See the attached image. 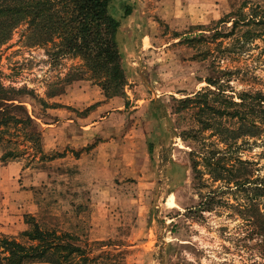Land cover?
Segmentation results:
<instances>
[{"label": "rangeland", "instance_id": "374dc122", "mask_svg": "<svg viewBox=\"0 0 264 264\" xmlns=\"http://www.w3.org/2000/svg\"><path fill=\"white\" fill-rule=\"evenodd\" d=\"M243 1L264 7V0H136L124 25L130 35L118 39L125 94L113 98L88 78L69 82L83 62L61 55L58 40L36 41L28 23L15 29L0 49V85L34 92L17 98L42 128L46 157L24 137L16 159L2 162L0 147V234L25 242L33 216L43 229L70 233L94 264H264V194L256 196L264 189V133L234 141L202 130L199 109L181 104L208 88L236 101L244 91L264 94V39L242 53L230 38L213 39L230 32L231 24L217 23ZM56 90L65 92L51 97ZM74 91L93 103L68 106ZM40 99L64 107L45 109ZM69 116L78 120L69 124ZM212 117L234 127L227 116ZM8 163L22 166L11 202Z\"/></svg>", "mask_w": 264, "mask_h": 264}, {"label": "trees", "instance_id": "16d2710c", "mask_svg": "<svg viewBox=\"0 0 264 264\" xmlns=\"http://www.w3.org/2000/svg\"><path fill=\"white\" fill-rule=\"evenodd\" d=\"M137 10L136 0H0V49L11 40L15 29L28 23L33 37L38 39L36 41L52 43L58 40L61 55L82 60L83 71L78 68L81 75H72L69 82L88 78L101 87L107 98L123 96L128 78L118 39L122 32L130 35L124 25ZM220 24H231L230 32L222 34L216 31L213 39L230 38L234 51L242 53L254 41L264 39V7L243 1L217 23ZM205 38L202 34L201 39ZM209 83L216 86L212 80ZM64 92L56 90L50 96L56 97ZM23 94L34 92L26 88L7 89L0 85V147L6 148L2 162L22 155L18 148L19 137L34 143L35 154L39 153L41 159L46 157L42 149V128L29 114L24 102L17 98ZM223 95L224 90L220 88L217 91L208 88L197 93L195 99L181 100V104L186 107L194 104L199 109L202 130L211 128L218 135L228 133L234 141L261 136L264 133V94L244 91L239 94V101ZM40 101L45 109L64 107L44 99ZM152 106L159 109L157 102H153ZM213 115L227 116L234 127L216 126ZM148 145L152 154L154 144L149 140ZM211 158L207 161L215 179H222L219 160ZM256 188L261 191L256 194L257 197L264 194L263 188ZM26 224L28 229L23 232L25 242L0 234V264L96 262L83 249L69 242L74 239L70 233L43 229L33 216L27 217Z\"/></svg>", "mask_w": 264, "mask_h": 264}, {"label": "crops", "instance_id": "0c3cea01", "mask_svg": "<svg viewBox=\"0 0 264 264\" xmlns=\"http://www.w3.org/2000/svg\"><path fill=\"white\" fill-rule=\"evenodd\" d=\"M65 98L67 100L68 106L73 107L75 110H80V111H83L84 108L88 107L89 105H91L93 103V102L90 103L87 101L88 95L84 94V92H80V93H75V91L69 92L68 95L65 96ZM96 101L97 102H103L106 100L105 99H98ZM58 102H61V101L58 100ZM94 103H95V101H94ZM97 110L99 111L100 108L98 107ZM57 113H58L57 116L60 117L61 113H63L62 109H58ZM72 114H74V113H72ZM72 114H70V115H72ZM91 117H92L91 115H87V116H84L82 119H79V121L82 122L81 123L82 125L80 128L81 130L87 128L83 125V123L90 122ZM76 119L78 120V118L75 116L74 117L69 116L67 118V123H69V124L74 123L76 121ZM58 123H60L59 119L57 121V124ZM21 170H22V166L20 165V163H18V164L17 163H8V165L5 166L6 175L4 177L5 178L4 183L8 188H6V190H5L6 193L4 195L9 199L10 202L12 201V196L14 194L13 192L15 191V182L13 181V179H14L13 177L17 176ZM10 171H11V173H10ZM9 218L10 217H8V220H9Z\"/></svg>", "mask_w": 264, "mask_h": 264}]
</instances>
